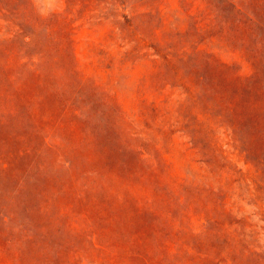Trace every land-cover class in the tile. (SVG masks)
<instances>
[{
	"label": "rangeland",
	"instance_id": "rangeland-1",
	"mask_svg": "<svg viewBox=\"0 0 264 264\" xmlns=\"http://www.w3.org/2000/svg\"><path fill=\"white\" fill-rule=\"evenodd\" d=\"M244 2L0 0V264H264Z\"/></svg>",
	"mask_w": 264,
	"mask_h": 264
},
{
	"label": "trees",
	"instance_id": "trees-1",
	"mask_svg": "<svg viewBox=\"0 0 264 264\" xmlns=\"http://www.w3.org/2000/svg\"><path fill=\"white\" fill-rule=\"evenodd\" d=\"M226 1L229 4H231V6H233L234 8H237L239 12H242V14L246 15L247 18L252 20H258L257 16H255V14L251 10H249V6H247V3L244 2V0H226ZM250 14H252L251 17Z\"/></svg>",
	"mask_w": 264,
	"mask_h": 264
}]
</instances>
